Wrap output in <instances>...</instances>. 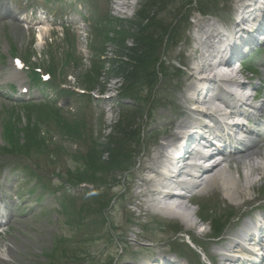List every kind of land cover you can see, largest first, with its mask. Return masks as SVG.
<instances>
[{"label": "rangeland", "instance_id": "rangeland-1", "mask_svg": "<svg viewBox=\"0 0 264 264\" xmlns=\"http://www.w3.org/2000/svg\"><path fill=\"white\" fill-rule=\"evenodd\" d=\"M59 1L60 0H56L55 2H57L60 7L68 5L66 11L71 13L72 19L74 20V23L69 26L70 28L66 27V29L63 30L64 32H62V30L57 31L53 28H49V30L39 28L33 33L31 29H26L22 26L0 24V46L1 48L4 47L3 50H0V67L1 64L5 63L6 68L10 63V57L1 55V53H3L2 51L8 48L9 41L14 47V55L25 59V62L30 66L46 64L49 55L58 59V62H64L65 64L61 68V77L64 87L68 88V85H72L73 83L79 86L77 80L80 79L88 69L91 71L94 64L97 65L101 63L100 60L102 59L100 58L99 60V55L101 53L106 54L108 59H106L107 62L102 72L100 74L96 73V70L102 65L100 64L91 74L89 72L88 76L82 79L81 83H85V80L89 79L90 84L87 85L97 87V85L94 86V84L96 80H99L102 84L100 86L104 88L102 92L112 95L113 92H115L114 90L122 87V84L125 88L126 82H129L126 80L125 71L131 70L132 67L130 64H132V62L129 57L126 58V54H130L131 49L135 51L134 48L138 47V45L135 39L131 40L130 38H125L126 40L121 43L118 41L109 42L107 41L109 38L106 36L110 30H107L111 28V26L112 29L115 28L114 26L116 25V27L120 26V30L124 27L129 30V34H137V36H140L142 33H151V37L155 39L154 41L161 37L163 43L160 44L159 49L155 52H157V54L160 53V56L165 62L162 66L160 65L161 67L157 70L153 62L149 67V69H152V72H154L155 81L153 82V86L149 87V85H145L142 87L141 92L138 93V97L144 100V102H142L140 106L142 108L141 110H135L137 114L132 121L136 134H139L140 131L143 133V129L144 133L147 134L144 142L145 145L140 144L139 146L135 143L130 148L135 151L138 149L143 150L142 155L137 156L134 163H137L136 161H138V158H140L142 162L145 161L144 159L148 160L149 156L152 154L151 152L156 150L157 144L161 138L165 135L168 136L171 131L175 129L176 122L183 118L178 104L186 102L181 97L184 96L187 90L188 78L186 77V73L189 72L188 69L185 70L186 64L184 61L185 55H182L183 52L185 51L191 54L199 47H203L204 50L209 47L208 45L205 46V44L209 42L208 38L210 35L206 36L204 34L205 31L209 32V29L206 30L205 26H200L199 29L201 30H199L198 27L200 23H211L213 29L216 30H218V28L226 29V25L230 24L236 3H239L241 0H219L217 5H215L217 0H211L214 1L213 4L204 0V4H207L204 8L211 10L210 13L205 16L196 11L195 5L201 3L203 0H199L198 3L194 2L192 5L193 7L186 11L185 8L182 11V6L187 0H165L162 9L158 10L156 9L157 7H153L152 15L149 12L152 8V4L149 2L147 5L150 4V9H146V16L149 15L153 17V22L149 26L146 25V23L140 26L137 15L135 14L144 0H83L86 4L82 6V10L74 9L75 0ZM134 1L136 4H132ZM122 5L125 6L124 10H120L119 8H122ZM142 7L143 5L141 6L139 18L140 15L144 14L145 16V13H143L145 10H142ZM106 16L112 17V19L110 18L111 23L103 25V27L101 20ZM89 21L91 24H89ZM146 26H148L146 30H143ZM165 27L167 28L166 33L163 32V28ZM69 35L72 40L70 39L71 41H67L66 45V36ZM38 36H40V38ZM112 36L114 40L116 35L113 33ZM197 36L200 38V41H197ZM174 37L178 44L177 47L171 45V40ZM108 42L111 43V45ZM202 42L205 44H202ZM129 49L130 51H128ZM212 51L213 50H211V52ZM200 60L205 62L206 59L200 58ZM257 60L260 61V58ZM178 63L185 65V67L184 65L181 66L183 67L181 74H176L175 72V67H180ZM165 67H167V72L164 75L163 71ZM65 70L67 73H63ZM243 71L248 75L250 74L245 68ZM67 75L70 76L67 77ZM137 75L141 74L137 73ZM3 79L4 75L0 74L1 83ZM140 82L141 81H139V83ZM2 84H5V82ZM133 85L137 86L136 84ZM94 89V91L98 92L97 88ZM153 91H156V102H153L154 110L152 114L150 111L149 119L145 121L146 110H149L150 107L148 105L152 103L145 101H151L153 98ZM45 95H47V100L50 99L49 101L56 98L57 102L61 105H65L64 108H62L64 109L63 111L68 112L79 110L78 108L84 105L83 102H88L84 105L86 107H89L92 102L91 106H93V111L91 112L89 109H86L93 115L90 118L91 124H89L90 131L88 134L94 139H99L100 135L103 134L104 136H102L101 142L106 145L107 149L109 137H116L118 134H121L119 133L121 130L125 132L126 126L129 124H124L122 122L126 120V114L131 115V113L130 111L127 113L124 111V115H122L121 106L124 102L131 105L132 101L129 99L120 100L119 97L117 98L115 96L111 99L93 100L91 98L87 100L78 95L60 94L57 89H53L52 87H47V89H45ZM37 98L39 97L35 94V99ZM7 102L8 101L0 96V146L7 145L4 143L2 137V120L7 118L5 116L8 114L13 117L17 116V114L19 116L26 115L25 109L19 108L21 106L14 108V104ZM32 102L38 104L44 101L39 98ZM66 102H69V104L66 105ZM193 107L195 108V105H193ZM121 116L123 117L122 122L115 124ZM151 116L152 120H150ZM128 120L129 117L127 122H129ZM127 127L129 128L130 125ZM58 131H60V129ZM151 131H153L152 133L156 131L159 132L150 135L149 132ZM158 133H160V136H157ZM18 141L19 143L23 142V138L20 137ZM154 141H156V143H154ZM84 144L87 148V144ZM62 148L64 149L63 152ZM85 151V147L78 140L62 137L59 133L55 134L54 138L49 143H42L39 147L31 148L28 155L25 154L26 156L22 153L9 154L0 151V179L2 181V178L6 177L4 182L7 184L4 190L6 189V192L16 194V196H13L12 202L10 201L13 213L12 220L7 228L5 227L4 230L0 232V264H104L105 261L112 256L116 259L115 261L117 264H139L146 259H149L148 262L155 260L157 259L156 256L164 252L174 255V252L172 253L169 249L176 251V254L185 256L183 257L184 259L179 261L180 264H187V261L192 264L190 260H188L189 258L186 257V255H188L187 250H190V253L197 258V260L195 259L197 261L196 264H223V261H221V258H219L217 254V252L221 250L216 246L217 243H213L215 238H209L213 234L209 229V225L200 223V219L197 216L198 209L195 206H188L187 202H185V196L184 198L178 199L184 203L179 202L177 199H172V201L179 204V207H177V204H172L171 206L174 207L172 209H175V207L178 209L182 208V205L185 208H187V206L190 207L194 213H191L192 224H195V226L198 225V236L203 247L189 243L187 236L183 234V232H181L182 235L179 234L180 231H176V229L179 228L178 225H164L166 223L163 220L166 219L153 216V218L156 219L153 221L150 220L151 215H143V211L140 210L141 206H138L139 203L145 200L144 206H150V203H154L155 200L150 199L152 198L151 196L148 198L149 195L146 197L144 196L145 199L143 198V200L139 198L142 194L141 192L144 193L147 186L145 188L144 182L140 181L138 176L139 171H137L139 169L137 166H134V169L128 176V180L120 175L122 180L119 181L120 188L124 191V186L126 185V197L129 196V198L128 200L123 199L121 203L117 204L110 212L111 222L115 224L116 228L115 237L110 240L107 237L105 225L101 223L99 215L95 214V211L90 212L91 214L89 215L85 214L86 216H82V219H80V217L78 218L77 215L67 219L66 216L61 213L60 203L62 202V198L60 194L56 192L58 197L53 198V195H49L47 192L55 188L53 187L56 185V180L55 178L53 179L55 175L51 177L52 179H49L50 185L53 186H50V189L43 188L42 190L37 186L39 183L35 178L28 180L29 177L20 170H12V172L8 173V168L18 160H21L27 162L32 168H35L36 172L39 174L44 172L46 167L52 168L49 169L51 171L55 169L54 173H60V171H62L64 174L67 170H74L81 166L80 160L76 159L74 156L77 154H84ZM253 152L254 154L252 155L249 154L246 157H238L240 158V162L243 163L240 164L242 170L240 168L237 170L235 168H228V170H225V167H221L223 173L227 176V180L229 179L230 186L233 185L237 190L240 189V194L243 193L241 198L237 197L234 193L233 195L235 196H230L231 198H229V200L225 198L226 196L220 194H210L208 196L209 199H211L210 204L213 206L218 204L214 201L217 199L218 201H222V207L232 206L235 208V216L224 218L227 220L224 225L227 226L225 230H223L222 235L225 236L224 234L226 233L228 237L227 242L229 240V233H232V230H236L234 225L236 223L240 226L243 225L242 221H236L238 215L247 213L249 209L258 204H264V179H259L258 177L261 176V173H257V171L252 168L253 164L259 162L264 163V147L253 150ZM232 162V167H235V165L239 163L233 160ZM241 171L243 173L242 176ZM117 178L118 177H116V179ZM256 180L257 183L254 187H250L248 192L245 187L248 185V181L252 183V181ZM131 182L135 184L133 188L129 185ZM223 184L228 186L227 181L223 182ZM236 184L238 187L242 184L244 185L238 188ZM136 185L137 187L135 188ZM138 185L140 188L142 186V188L140 189ZM90 187L91 186H89V188ZM83 189L84 188H82V190H75L74 197L76 199L73 207L78 208L80 203L88 202L89 199L93 200L92 194H86L88 191ZM236 189H233V191ZM105 190L106 188L103 190L105 195L109 196L110 190ZM242 190H244V192ZM132 191L135 192L133 193ZM39 192L41 193L40 195H38ZM81 192H83L85 196L78 199ZM136 195L138 199L137 197L134 199ZM221 212L220 208H218V210L215 208L214 210L215 214ZM252 213H255V211H252ZM128 215L133 220H136V216L139 217L138 223H141L143 227L146 226V229L128 223ZM243 218L247 219L246 216ZM184 224H180L183 231L188 229L195 230L190 227L185 228L188 224ZM257 224L264 226V218L262 217L260 223ZM209 231L212 234L209 235ZM191 233H193V231H190V238L193 240ZM194 237L197 238L195 234ZM199 239H197V241ZM172 240H178L180 247H175L171 243ZM203 249L204 252L202 251ZM205 252L207 256H205ZM208 258H211V261H209Z\"/></svg>", "mask_w": 264, "mask_h": 264}, {"label": "bare ground", "instance_id": "bare-ground-1", "mask_svg": "<svg viewBox=\"0 0 264 264\" xmlns=\"http://www.w3.org/2000/svg\"><path fill=\"white\" fill-rule=\"evenodd\" d=\"M250 6H252V5L247 4L246 6L241 8L240 12L242 13L243 19H244L246 14H249V13L253 14L256 12L255 8L250 10L249 9ZM250 25H252V23ZM200 26L201 27L205 26L206 30L209 29V32L205 31V33H204L206 36L210 35V37L208 38L209 42L207 44L202 42V44H205V46L208 45L209 47H207L205 50L203 47H199L197 49H195L196 48L195 47L194 48L195 50L193 49L194 51L191 54H188V52H185V51L182 54V55H185V60H184L185 64H186L185 70L188 69V71H189L186 73V75H187L186 77L188 78L187 79L188 80L187 90H186L184 96L181 97L186 102H181L180 104H178V108H180V112H181V115H183V118H181L180 120H178V122H176L175 129H173V131H171V133L168 136L165 135L166 136L165 137L162 135L163 137L161 138V140L157 144L156 150L151 152L152 154L149 156L148 160L144 159L146 162L145 161L142 162V160L139 158V161L140 160L141 161H140V164L138 167L139 170H137V171H139L138 176H139L140 181L144 182L145 188L147 186L144 193L141 192L142 194L140 195L139 198H141L143 200L144 196L146 197L147 195H149L148 198L151 196L152 198H150V199L155 200L154 203L153 202L150 203V206H144L145 200H143V202H141L142 200L139 199V200H141L140 202L142 204L139 203V205L138 204L137 205L141 206L140 210L143 211V215H146V214L152 215V213L149 212V208L152 205H154L155 203L161 201V202H164L163 213L165 215H167L166 217L172 216V215H177V216L182 217L186 222L190 223V225H193L192 224L193 222H192L191 218H189L188 216L186 217V215L184 214L185 213L184 209L186 210V208L183 207V205L181 206L182 208L178 209L175 207V209H172L174 207H172L171 205L177 204L175 201H172V199L178 200L179 198H184L185 195H183V196L179 195L178 196V195L171 194V192H172L171 190L176 185V183L173 181L174 180V175H173L174 170L173 169H174V165H175V160L173 161L171 156H169L165 152V150L167 147L173 146L172 144H174V142L180 140V135L183 134V130H185V129L194 127V128H196L197 132L200 129L201 130L208 129V130H206L207 132H209V130L212 131L211 129H209L204 124V120L206 118H213V119L216 118V116H215L216 113L214 111L207 112V111L199 110V108H198V107H200L199 105H202L203 102H205L204 100L199 101L200 89H206V86L208 84L215 81L214 77H216V74L214 73V74H212V76H211V74H206L207 76H209V78L204 77L203 79L202 78H196V77L199 74L212 73V71L215 70L214 66H211V60L213 58H215L217 53L222 54L221 57H224V50L225 49L221 51L218 48V44L220 42L224 41V39L222 38L223 35H222L221 31L213 29L211 23L201 22L198 29L200 28ZM199 30H201V29H199ZM230 35L233 37L234 40H236V38L238 37L237 32H233ZM38 37L40 38V36H38ZM206 39H207V37H206ZM197 41H200V38L198 36H197ZM211 50H213V51L211 52ZM231 51H232V54H229V55L235 56L234 54H237V51L235 49L231 50ZM194 56H195V58H194ZM200 58L206 59L207 61L205 60V62H202V60H200ZM233 83L236 84L238 91L243 90V92H244V90H245L247 92V90H246L247 86L244 83H241V82L237 83L235 80H233ZM237 94H240V93H237ZM244 94H246V93L244 92ZM212 97L214 99L220 100L227 107L228 111L223 112L222 117L233 120V123L225 124L226 125L225 128H229V130H235V131L242 129L241 125L239 126L236 124L239 120H241L239 118L246 116V113L241 110V107H238L240 102H235V99L230 97V96L226 97L225 94L221 93V88H219V87H217L215 89V91L212 94ZM104 99H110V97H107ZM242 99L248 100L249 98H248V96L243 95ZM188 102H189V104H188ZM193 105H195V108L193 107ZM254 109H256V108H254ZM216 121H217L216 127L218 128L217 133L215 130L212 132L216 133V135L219 136V140L223 142L224 134H222L221 131H222V128H224L223 127L224 124L220 123L219 120H216ZM168 126H170V125H168ZM168 130H167V132H168ZM186 133L187 132H185V134ZM241 133L242 132H240V134ZM233 141H235L234 138H233ZM204 147L206 149V151H205L206 154L200 153L201 155L199 156L201 158L202 162L199 164H196L194 166L189 167L188 172L184 173L185 181L182 183H179L178 186L181 187V189H183L186 192H189L193 189H198V191H197L198 193L203 194L204 196H207V197L210 194H214V195L220 194L222 196H226L225 198H227L228 200H229V198H231L230 196H235V195H237V197L241 198L243 193L240 194V189L237 190L235 187H233V185L230 186L229 179L227 180V176L223 173V171L221 169L222 162H224V161L214 159L215 154L213 153L214 151H212L213 145L207 144V146H204ZM252 148H254V146L249 147V149H252ZM249 154L252 155L253 151L248 153L246 156H248ZM259 163L253 164L252 168L255 171H257V173H259V172L261 173V176L258 177L259 179H261L264 176L263 175L264 173H262V172H264V163H261V162H259ZM181 173L182 172L179 171L178 175H180ZM241 173H242V171H241ZM242 175H243V173L241 174V176ZM175 176H176V174H175ZM225 181H227L228 186H225L223 184V182H225ZM133 183L134 182L129 183L131 188H133L135 185ZM256 183H257V180L252 181V183L248 181V185L245 186L247 188L248 192H249L250 187H254V185ZM242 185H244V184H242ZM242 185H240V186H242ZM236 186H237V184H236ZM136 187H137V185L135 186V188ZM139 188H140V186H139ZM141 188H142V186H141ZM143 189H144V187H143ZM233 189H236V190L233 191ZM242 191L244 192V190H242ZM163 192H164V194L161 195V197H159V195L162 194ZM233 193L235 195H233ZM131 195H133V194H131ZM137 195L134 196V199H135V197H137ZM137 199H138V197H137ZM178 201L182 202L180 200H178ZM190 201H192V197L185 196V202L188 203ZM137 202H138V200H137ZM182 203H184V202H182ZM135 204H136V202H135ZM146 205H148V204H146ZM177 207H179V204H177ZM195 236L198 238V236L196 234H195ZM227 238L228 237L225 235V236H221V237L219 236L215 240H213L214 241L213 243H217L216 246L221 250L220 252H217V254L219 255V258H221L222 261L224 260L226 262L229 261L228 260L229 258H224L225 254L223 252H225L230 247L229 243H228L229 240L227 242ZM135 240H137V239H135ZM168 261L174 262L175 260L174 259H168ZM237 261H239V259H237ZM139 264H143V261H141ZM150 264H157V261L152 260V261H150Z\"/></svg>", "mask_w": 264, "mask_h": 264}, {"label": "trees", "instance_id": "trees-1", "mask_svg": "<svg viewBox=\"0 0 264 264\" xmlns=\"http://www.w3.org/2000/svg\"><path fill=\"white\" fill-rule=\"evenodd\" d=\"M149 1L152 4V8L149 11L150 14L153 11V7L155 8L158 6L162 7L165 2V0H149ZM149 5L147 4L144 5L145 8L143 10L145 11L143 13H145V16L144 15L141 16L142 19H144L146 22L152 23L153 18L150 17L149 15L146 16V12H147L146 9L147 10L150 9ZM135 41L138 47L134 48L135 51L133 49H131L130 51L129 49L128 51H130V54L129 53L126 54L127 58L129 57L130 61L132 62V64H130L132 69L125 71V77L128 80H130V85L127 87L124 94L128 95L129 97H134L133 92L135 86L133 84H136L137 80L139 81L141 78H143L144 82H148V83L153 82L152 79L154 78V72L150 71L149 67L151 66L152 62H155L157 59L156 57L154 58L156 43L154 39L151 37V33H142L140 36L135 37ZM121 42H123V39ZM137 73H140L141 75H137ZM119 133L121 134H118L116 137H109V144L114 143L119 146L113 149V151L111 150L108 151V154L110 152L109 154L110 162H107L109 164H114L116 162L115 161L117 158L116 152L120 153V148L123 142L125 141L126 135L128 134L129 136H131L129 130H126L125 132L124 130H121ZM123 133L124 135H122ZM95 163H97V160L95 161ZM107 163H103V164L106 165ZM99 165H102L101 162H99Z\"/></svg>", "mask_w": 264, "mask_h": 264}]
</instances>
